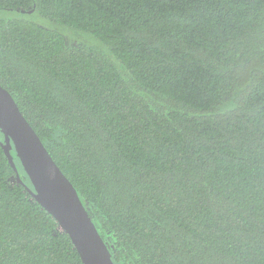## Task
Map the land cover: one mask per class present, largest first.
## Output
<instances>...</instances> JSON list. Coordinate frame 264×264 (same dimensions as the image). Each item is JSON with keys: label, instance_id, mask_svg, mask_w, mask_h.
Segmentation results:
<instances>
[{"label": "trees", "instance_id": "16d2710c", "mask_svg": "<svg viewBox=\"0 0 264 264\" xmlns=\"http://www.w3.org/2000/svg\"><path fill=\"white\" fill-rule=\"evenodd\" d=\"M0 86L114 264H264V0H0ZM0 132V264H83ZM24 183L33 189L16 152Z\"/></svg>", "mask_w": 264, "mask_h": 264}, {"label": "water", "instance_id": "95a60500", "mask_svg": "<svg viewBox=\"0 0 264 264\" xmlns=\"http://www.w3.org/2000/svg\"><path fill=\"white\" fill-rule=\"evenodd\" d=\"M0 132L5 154L17 181L57 221L71 239L83 264H114L106 242L93 223L77 189L53 160L43 142L23 116L12 95L0 86ZM33 189L21 178L13 152Z\"/></svg>", "mask_w": 264, "mask_h": 264}, {"label": "rangeland", "instance_id": "374dc122", "mask_svg": "<svg viewBox=\"0 0 264 264\" xmlns=\"http://www.w3.org/2000/svg\"><path fill=\"white\" fill-rule=\"evenodd\" d=\"M20 17H28L27 19L45 27L54 26L58 28V31L63 33L66 37L67 43L70 45H75L81 41L88 42L89 38H92V36L87 33L56 25L54 22L43 18L39 14H28L23 11L0 10V20L8 21L12 19H19Z\"/></svg>", "mask_w": 264, "mask_h": 264}]
</instances>
